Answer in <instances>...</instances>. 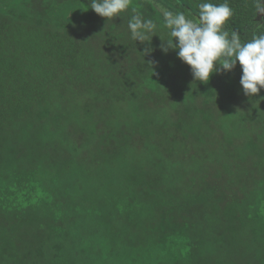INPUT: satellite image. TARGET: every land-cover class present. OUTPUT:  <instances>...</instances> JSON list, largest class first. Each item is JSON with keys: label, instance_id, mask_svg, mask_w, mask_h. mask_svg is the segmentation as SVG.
<instances>
[{"label": "trees", "instance_id": "1", "mask_svg": "<svg viewBox=\"0 0 264 264\" xmlns=\"http://www.w3.org/2000/svg\"><path fill=\"white\" fill-rule=\"evenodd\" d=\"M171 1L264 35V0ZM91 2L0 0V264H264V88L238 61L195 80L150 0Z\"/></svg>", "mask_w": 264, "mask_h": 264}, {"label": "clouds", "instance_id": "2", "mask_svg": "<svg viewBox=\"0 0 264 264\" xmlns=\"http://www.w3.org/2000/svg\"><path fill=\"white\" fill-rule=\"evenodd\" d=\"M132 0H92L90 7L100 16L113 19L126 11ZM258 14L264 15V5L256 4ZM129 21L132 38L146 42L148 33L153 32L156 24L144 20L137 8ZM233 11L227 3L216 5L202 3L199 6L197 21L187 19L185 14L166 11L165 26L174 40H168L161 48L165 53L169 47L178 48L179 58L191 66L195 80L208 83L214 72L231 71L237 64L242 67L241 84L248 96L258 94L264 88V35L254 36L251 41L241 43L238 31L231 36L224 29ZM178 41V44L176 43ZM151 49H145V54ZM150 65L153 62H148ZM217 63L220 68H217Z\"/></svg>", "mask_w": 264, "mask_h": 264}, {"label": "rangeland", "instance_id": "3", "mask_svg": "<svg viewBox=\"0 0 264 264\" xmlns=\"http://www.w3.org/2000/svg\"><path fill=\"white\" fill-rule=\"evenodd\" d=\"M150 1L155 3L156 5H158V7L164 13L166 11H172L173 13H179L178 11H176L175 4L171 0H150ZM260 17L262 19H264V15L260 14ZM140 253H141V255H140V257H138L139 262H143L145 259H148V258H145V256L148 257V255L146 254V249L141 250ZM126 259H127V257H126Z\"/></svg>", "mask_w": 264, "mask_h": 264}, {"label": "flooded vegetation", "instance_id": "4", "mask_svg": "<svg viewBox=\"0 0 264 264\" xmlns=\"http://www.w3.org/2000/svg\"><path fill=\"white\" fill-rule=\"evenodd\" d=\"M264 20V19H263Z\"/></svg>", "mask_w": 264, "mask_h": 264}]
</instances>
